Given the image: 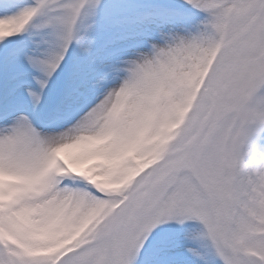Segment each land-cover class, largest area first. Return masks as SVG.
<instances>
[{
	"label": "snow or ice",
	"instance_id": "snow-or-ice-1",
	"mask_svg": "<svg viewBox=\"0 0 264 264\" xmlns=\"http://www.w3.org/2000/svg\"><path fill=\"white\" fill-rule=\"evenodd\" d=\"M0 264H264V0H0Z\"/></svg>",
	"mask_w": 264,
	"mask_h": 264
}]
</instances>
